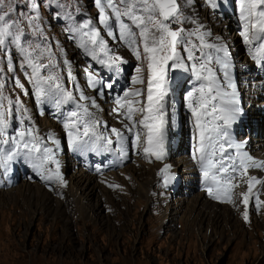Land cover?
<instances>
[{"label":"snow or ice","instance_id":"1","mask_svg":"<svg viewBox=\"0 0 264 264\" xmlns=\"http://www.w3.org/2000/svg\"><path fill=\"white\" fill-rule=\"evenodd\" d=\"M194 4L195 0H94L97 18L78 23L73 13L66 11L71 4L60 0H28L24 5L28 11L16 19L12 18L16 9L11 3L0 0V56L6 58V71L13 74L14 87L28 96L29 90L15 76L14 54L20 57V70L32 86L31 95L39 114H45L46 104L58 113L69 149L80 155L112 152L120 159L127 156L129 142L133 150L143 143V153L157 161L166 157L169 113L175 115V108L169 103L173 73H191L194 83L184 96V103L194 130L192 158L200 165L208 195L230 200L235 186L231 181L236 174L241 169L246 173L249 168H264V162L245 151L247 141L233 137L232 130L242 121L244 109L232 54L219 37L209 42L211 33L194 16L185 15L184 9ZM205 4L217 10L220 0H205ZM43 7L48 8L53 19L63 18L68 38L75 41L85 57L110 73L105 80L91 64L84 70L88 87L101 98L106 90L112 95L111 90L128 64L115 54L102 33L126 46L140 62L131 75L133 85L145 84L141 64L146 63V89H126L123 95L113 97V112L122 117V122L126 121L122 128H109L89 110L99 107L96 98L85 95L72 72V62L66 58L58 60L57 53L63 57L65 50L57 44L54 52L47 42L41 26ZM238 12L239 35L256 64L264 69V0H238ZM186 23L194 27L186 29ZM25 24L31 31V40L26 38ZM7 82L5 68L0 67V170L7 175L13 162L21 158L43 179H55L64 186L58 159L61 141L52 133L39 134L20 97L13 100L5 94ZM69 103L74 105L73 110L63 111ZM136 114L141 118L134 119ZM169 170L165 164L158 173L163 175L165 186L173 179ZM249 180L259 182L256 177ZM248 201L246 193L245 221ZM256 206L259 210V200Z\"/></svg>","mask_w":264,"mask_h":264},{"label":"bare ground","instance_id":"2","mask_svg":"<svg viewBox=\"0 0 264 264\" xmlns=\"http://www.w3.org/2000/svg\"><path fill=\"white\" fill-rule=\"evenodd\" d=\"M203 3L209 15H212L213 18L218 20L219 22L228 24V25H225V27L230 29L229 31L232 32V37L233 38L235 37L236 41H238V38L241 39L239 35L238 6H237L236 14H234L233 16L228 15L224 17L218 12V9L217 10L210 9L205 4V0H203ZM222 3H228V1L220 0V5ZM74 13L76 14L74 19L78 23L88 18H91L94 20L93 15L86 16L80 9H79V12H76V9H75ZM89 14H92V13H89ZM51 20L53 24L56 25L60 29L59 33L63 41L67 44V46L69 45L80 57V64L76 66V60L74 58L71 59V54H69L68 51L65 50L63 59L66 58L72 62V72L76 76L80 84V87L84 91L85 95L96 98V101L99 107L98 108L90 107L89 110L94 113L95 117L98 120L106 124L109 128L111 127L122 128L123 123H126V121L122 122V117L117 115V113L113 112V108H115L116 106L110 107L107 110V107H109L108 103L110 102L111 99H113L114 95L113 94L108 95L107 94L108 90H106L105 96L103 98L98 96L95 90L88 87L84 70L86 67L89 66V64H91L96 70H98L101 73L104 79H106L110 75V73H107L106 69H102L101 66L96 64L95 61H92L90 57H85L82 50L76 46V43L72 42L68 38L69 33L65 31V27L67 26V24L64 26L62 25L58 26V22L56 20H54L53 18ZM204 22H206V20ZM206 23H208V21ZM208 24L210 25L209 28L214 29L216 32L217 29L214 28L213 24L212 23H208ZM102 34L104 35V38L107 40L109 46L112 49H114L115 54L119 55V53L121 52L131 53V51L126 46H124L122 43H119L118 41H113L111 38L107 37L106 33H102ZM46 36L48 37L47 42H51V43L53 42L54 44L53 36L52 35H46ZM214 36L215 35L212 33L211 36L209 37V40H210L209 42L216 41V39H214ZM217 36L219 35H216V38ZM26 38L30 40L33 39L31 34ZM219 38L222 42H224L228 46L229 51L232 54L233 64H234V74L237 78L238 90L241 94L245 90V86H246L245 80L248 78L245 74L241 75V71L244 73L246 70V67L251 69L250 65L245 63L244 50H243L242 44L238 42L239 43L238 47H240V49L242 50V54L240 53L241 57H238L234 54L233 48L230 46L231 44L228 43L226 40L224 41L223 39L224 36L223 35L219 36ZM66 54L69 56L66 57L65 56ZM197 55H199V53H197ZM57 57L59 58V60H62L61 56L57 55ZM122 58L129 61L128 57L123 56ZM0 59L3 64V67L6 68L5 60L3 59V56H0ZM15 59H16V63H18V64H13V66L16 69L15 76H18L21 82L24 84L25 88L29 90V95L28 96L23 95L20 89L14 87V80L13 79L12 81L9 80V77L11 76L13 77L12 73L8 74L5 72V76L8 82L6 83L4 90L8 89L9 91H11L12 89H16L19 95L26 97V99L28 100L30 109L32 111L31 112L32 121H34V124L36 125V127L41 128V132H44V134H41V136H46L48 133H52L53 135L56 136L57 139H58V136H60L59 140L61 141L63 138L62 134H64L65 131L63 129V124L61 122V119L58 118V113H56V111L50 105L46 104L43 106L45 114L44 115L39 114L40 109L37 107L34 97L31 95L32 86L24 78V73L20 70V66H19L20 57L14 54V60ZM120 81H121V84L125 83V79H123V77L120 79ZM253 85L255 86V88H254V92L252 96L249 95L248 90L246 91V95H245L244 106L246 105V102L251 103V106L246 108V111H245L246 118L242 119V121L239 124L234 126L232 133H233V137H235L234 131L242 128L244 123L249 125L248 123H249V120L251 119V121H253L256 126V130L258 131L257 136H259V140H256L253 144H251L252 140H250L248 136L244 135L246 138L243 139L244 136H241L239 137L238 141H247L245 151H247L253 159L260 161V162H264V101L257 102L255 99H253L254 94H257L258 96L261 95L260 91L257 89V86H260L261 84L259 81L255 80L253 81ZM114 94L116 95L117 93L114 92ZM76 96L78 99V94H76ZM244 106L243 108H245ZM73 108H74V105L69 103L63 107V111H71L73 110ZM42 119H46L48 122L51 121L50 126H46L45 124H43L41 122ZM57 119L59 120V123H57ZM134 119L138 120L139 115L135 116ZM46 120H44V123H46ZM51 123L52 125H54L55 123V125L57 126V129L55 125L53 127ZM244 127L245 126H243V128ZM167 132L170 133L168 135L172 137L168 139L167 155L161 161H157L153 157V161L157 164L153 165L152 167H149L147 164L142 163V161L141 162L138 161V159L142 155L141 153L143 150L140 148H138L137 150H133L129 142L128 149H127V155L129 156L131 154L132 156L131 164L137 163L140 166V168L139 169L129 168L126 172H125L126 170L125 165L118 168L117 170H113L110 172H105V173L99 172L105 169L106 167H108L110 163L114 162L118 158V156L115 154L103 156L102 154L104 152L97 153L99 154V156H101L100 160H98L97 162H92V160L89 159V155L92 154L93 152L87 153L86 155H80L79 153H75L71 149H69L68 154L66 156V155H63L64 149L62 145L60 144L58 159L60 161V173L63 176V178L65 176L64 186L68 184V183L66 184V181H67L69 182V185L72 186L71 191L77 190L78 192L77 197L79 198V204L76 205L68 201L64 202L65 204L63 205V207H61V211L58 212L56 217L63 219V216L67 215V218L69 219L68 221H66L67 223L63 222L62 226L55 224L54 228L50 229L49 234H48V237H49L48 244L43 246L41 249L45 250V252H47L48 255H50L52 258L54 256L55 259L53 258V260L55 261H57L56 260L57 256H60V255H63V258L77 260V258L80 256L81 253H85L86 255L87 254L89 255V253L94 251L93 252L94 254L95 253L101 254L100 256L97 255L98 257H95L93 259L94 264H106V263L109 264V260H111L110 258H108L109 255L110 254L112 255L116 247H119V248L121 247L122 239L124 238L133 239L135 238L137 234H140L144 230L145 224L139 222L138 220L139 216L143 212H150V205L154 204V201H160V200H162L161 203L163 202L164 204V206H162L163 211H161V214H163V221H161V225L158 228H154L153 223L161 215L159 208H157L159 215L155 217H151V216L149 217L150 220H148V224H147L149 226V229L145 232V235L149 237H155L157 236V234H160V232L174 234L175 232H171L170 230L172 226L175 225L176 221L180 218L179 222L181 225H183L185 229L186 228L188 229V227H191V226L193 227L196 224V222H199L200 224L205 222L206 225H208V227L211 228L213 235H217V240H219V242H224L225 240L224 233L218 234L215 231L216 228L222 225L220 223L222 219H225L226 221L229 218L233 221L235 220V218L233 217V213L228 209L234 200L235 193L240 194L239 195L240 200L238 198L236 201H239V203L242 204V215L243 216H244V210H245L244 194L246 193L248 194V197H249L247 211L256 210V201L257 200L260 201V198H259L260 193L258 189L261 187V185H264V168H249L246 173L243 169H241L236 174L235 179L231 181V183L235 185L231 190V199L228 200L224 198L222 199L213 198L209 196L206 191L205 185L203 183L201 171L198 172L197 170H195L193 168V161L184 154L188 152V148H187L188 138L189 137L192 138V135L194 133L192 120H191V113L187 110V113L183 114L182 122H180L178 125H170ZM49 146H52V145L49 143ZM229 151H232V150L229 149ZM60 155H63V156H60ZM179 155H184V156H179ZM190 155H192V148H191ZM175 156H177V158H173ZM63 159H65L67 163H65ZM123 159H120V160H123ZM165 164L170 166L169 172L173 177V179L166 186L164 183L163 175H158V173L160 172V169L163 168ZM78 165L85 167L87 170L81 171L80 169H77ZM50 167L54 168L55 166L52 165ZM25 168H29L30 172L25 174L23 172ZM97 169H99V171ZM121 169H123V172H124V175H122V178L118 177L117 174L113 175L114 172L119 171ZM155 169H157V172L155 175L159 179L158 184H159V188L161 189V191L155 190L152 188L155 182V178L153 174ZM178 169L179 171H176ZM89 170L92 171V174L89 173ZM67 172H72V175L70 176V178H68ZM111 173L113 174L110 175ZM35 174L38 175L37 172L32 167H30L26 161H24L21 158H18L15 162H13L12 170L7 175L4 174L3 170H0V191H4L7 188L14 187V183L17 180H20L19 183H24V182L36 183L37 185H40V186H43V184H45L47 185L46 187H48V189H50L51 187H54L53 185H58L54 188V192L57 194L63 191V188L59 187L62 185L60 184L58 180H56L57 182L53 184H48L49 180L43 179L40 175H38V179H33V175ZM144 174L147 175V178H144L143 179L144 181H142L141 177ZM105 175H107L108 177ZM250 177L258 178L259 182L250 181L249 180ZM95 180L96 181L103 180L105 184H107L106 188L108 190L112 189L113 185L115 186L116 184H120V186L123 187V190L121 189L122 190V191L120 190L121 192L110 194V192L107 191L106 189L102 191V189L99 187V185L96 183ZM250 182L252 185L251 193H249V183ZM26 188H29L27 190L28 192L32 190L30 189V185L28 184ZM193 189L195 191L198 190L197 193H200V194H196V196L189 197L190 199L184 196L186 194L188 195L189 192H191ZM38 190L40 192L44 191L42 189L40 190L39 188ZM99 192H102L103 195L99 196ZM160 192H161V197L164 198L163 194H165L166 195L165 197H168L166 198V200H169V202L165 200L163 201V199L161 198L160 200L158 199ZM72 194L73 192L71 193V195ZM155 194H157V197H158L156 199L153 198ZM102 197L104 199L103 203L101 202ZM49 204L54 205V202L51 199V197H50ZM58 205L60 204L58 203ZM118 205H121L123 209L122 210L118 209L117 208ZM27 208H28L27 209L28 212H32L31 207L28 206ZM220 208L222 209V211L218 212V209ZM234 208H235L234 210L236 211H238L239 209L237 205H235ZM17 211H18L17 212L18 214L16 213L17 214L16 219L18 218L20 221L21 220L24 221L29 218V215L27 213L26 214L24 213L25 209L23 207L18 208ZM186 211L189 213L188 220L183 221V216L185 215ZM102 213H106L104 214L106 215L105 218H107L105 222L110 225L111 229L104 230L105 226L104 227L101 226V223L103 224V221H104L102 220V217H101ZM193 215L195 219L194 221L191 222L190 216H193ZM263 216H264V211L261 209L259 213V217L261 218V221H256L257 224L254 223L251 226L255 229L261 228L262 230L264 228V220H262ZM165 220L167 223H165ZM58 221L60 222V220ZM114 222H116V224H114ZM189 222H191L190 225H189ZM225 226H229V222H227ZM58 227L62 228L63 231L60 232ZM196 230L198 232L201 231V229H196ZM185 234L189 239L187 240V242L189 243L191 241V233L187 231ZM176 238L177 237H175V239ZM178 239H179L178 243H181V237ZM209 241L212 242L213 244H216L214 238L212 237H209ZM243 243L248 244V241L247 242L243 241ZM148 257L151 259L153 257V253L148 254ZM31 259L36 261L37 257L34 259L32 257ZM73 263L75 264L76 262L74 261ZM127 263H128V259L125 258L124 264H127ZM134 264H137L136 260L134 261ZM148 264H154V263H152V261L149 260Z\"/></svg>","mask_w":264,"mask_h":264},{"label":"rangeland","instance_id":"3","mask_svg":"<svg viewBox=\"0 0 264 264\" xmlns=\"http://www.w3.org/2000/svg\"><path fill=\"white\" fill-rule=\"evenodd\" d=\"M5 2L6 4L11 3V5L16 9L15 12L12 14L13 19L21 17L23 13H26L28 11V9L24 7V5L27 4L28 0H5ZM46 2L47 0H45V3ZM60 2L65 4H71V7H68L66 9V11L68 12L72 13L75 11L76 9L75 7H78L86 16L93 15L94 20L97 18L98 12L94 6V0H75L74 3H72V0H60ZM180 2L183 3V0H180ZM5 10H7V8H5ZM184 12L185 15L194 16L199 21V23L204 26V30L209 31L211 34L213 33L215 35L214 39H216V35L219 36L223 35L224 41L226 40L228 43H230L231 44L230 46L232 48L236 47L233 49L234 54L238 57H241L242 50L240 49V47H238L239 43L235 40V37L234 38L232 37V32L229 31L230 29L225 27V25L228 24L219 22L218 20L214 19L212 15H209V13L206 10V7L204 6L203 0H195V4L190 8H185ZM41 16L43 21L41 26L45 32V35H52L54 39V44L53 42L52 43L48 42L52 47V50L56 52V46L57 44H59L60 47H62L64 50H67L68 53L71 54V59L74 58L76 60V66L80 64V57L78 56V54L69 45L67 46V44L63 41L59 33L60 29L53 24L51 20L52 16L50 15L48 8L43 7L41 9ZM62 20L65 21L63 18H61V20L58 21V26L62 24ZM205 20L206 22L208 21V23L213 24L214 28L217 29L216 32L214 29L209 28L210 25L204 22ZM183 27H185L186 29H192L194 25H192L191 23H186L183 25ZM25 34L26 37H28L31 34V31L26 24H25ZM141 52H142V48H141ZM57 55L60 56L59 54ZM119 55L121 57L124 56L129 58L128 64L124 66L125 69L124 75L130 77L132 74H134V67L137 66L138 63L140 62H138L136 58L129 52L126 53L121 52L119 53ZM65 56L68 57L69 55L66 54ZM3 59L5 60V65H6V58L3 57ZM141 66L143 68L142 75L145 79V84L141 85V87L146 89L147 66L146 63H142ZM0 67H3L1 59H0ZM5 72L7 73L6 68H5ZM241 75H244L242 71H241ZM193 83L194 81L192 79L191 73H186L179 70L173 73V82L171 84L170 96L171 98L173 97L176 98L173 107L175 108V111L177 113H180L182 107L185 106L184 96L188 91H190V89L193 86ZM4 92L13 100H15L17 96H19L21 101L24 103V105L27 107L28 111H30L31 114L32 111L30 109L26 97L19 95L16 89H12L11 91L6 89L4 90ZM176 103H179V106L175 107ZM108 105L109 107H107V110L110 107H115L111 105V103L110 104L108 103ZM138 115L140 119L141 118L140 114ZM44 120L46 119H42L41 122L46 126H50L51 121L48 122L46 120V123H44ZM54 125L52 126L54 127ZM55 127L57 129L56 125ZM36 128L38 129L40 135L44 134V132H41L40 127H36ZM58 139H60V136H58ZM143 146L144 145L142 143L139 148L143 150ZM177 156L173 158H177ZM179 156H184V155H179ZM148 158L151 159L153 163L150 164L148 161H143L139 159L138 161L140 162L142 161V163L147 164L149 167H152L153 165L157 164L153 161V157L151 158V156H148ZM63 160L65 163H67L65 159ZM131 163H132V158H130V160L125 164L126 167L125 172L129 168H133V169L140 168V166L137 163H133V164ZM123 169L119 170L120 172L116 171L114 172V174L111 173L110 175L117 174L118 177L122 178V175H124ZM176 171H179V169ZM156 172L157 169H155L153 172L155 182L152 188L161 191L158 184L159 179L155 175ZM71 175L72 172H67L68 178H70ZM144 178H147L146 174H144L141 177V180L144 181L143 180ZM96 183L99 185L102 191L106 189L107 191L110 192V194H115L123 190V187H121L120 184H116L115 186L113 185L112 189L108 190L106 188L107 184H105L103 180L96 181ZM27 184L30 185V189H32L30 192L27 191L29 189L26 188ZM66 184H67L66 186H59L63 188V191L57 194L54 192V188L58 185H53L54 187L48 189V187L45 188L44 186L37 185L36 183H27V182L19 183L12 188L10 187L5 189L4 191H0V264H74L73 263L74 261L76 262L75 264H94L93 259L95 257H98L97 255L99 256L101 255L98 253L94 254L93 253L94 251L89 253V255L88 254L86 255L85 253H81L80 256L77 258V260L63 258V255H60L57 256L56 258L57 261H55L53 260V258L55 259L54 256L52 258L50 255H48L47 252H45V250L41 249L43 246L48 244V240H49L48 234L50 229H53L55 224L62 226L63 222L67 223L66 221H68L69 219L67 218V215H64L65 217L63 216V219L56 217L58 212L61 211V207H63V205L65 204L64 202L68 201L76 205L79 204V198L77 197L78 196L77 190L71 191L72 186L69 185V182L67 181ZM38 188L44 191L40 192ZM67 189L69 192L67 191ZM258 190L260 193L259 198H260L261 206L259 207V210L257 209L256 206V210L248 211L247 221H245L244 216L242 215V204H240L239 201H236L239 198L240 194L235 193L233 200L234 203L232 202V204L228 208L233 213V217L235 218V220L233 221L229 218L226 221L225 219H222V221H220L222 225L220 227H217L215 230L218 234L224 233L225 235L224 242H219V240H217V235H213L211 228L208 227V225H206L205 222L202 224L196 222V224L193 227L191 226L188 227V229L187 228L185 229L183 225H181L179 222L180 218L176 221L175 225L172 226L170 230L171 232H175L174 234L161 233L159 231L160 234H157L158 237L157 236L149 237L145 235V232L149 229V226L147 225L148 220H150L149 217L150 216L155 217L159 215L157 208H159L160 214L161 211H163L162 206H164V204L163 202L161 203L162 200H160V198L163 199V201L165 200L169 202V200H166V198L168 197H165L166 196L165 194H163L164 198L161 197V192L159 193L160 194L158 196L159 198L157 197V194H155L153 198L154 199L158 198L160 201H154V204L150 205V212H143L138 218L139 222L145 224L144 230L140 234H137L133 239L132 238L122 239L121 247L120 248L116 247L112 255L108 254L109 255L108 258L111 259L109 260V264H124L125 258L128 259L127 264H134L135 260L137 264H148L149 260H151L152 263L154 264H264V228L261 230V228L255 229L251 226L254 223L257 224L256 221H261V218L259 217V213L261 209L264 211V185H261V187ZM72 192L73 194L71 195ZM196 194H200V193H197L193 189L191 192H189L188 195L186 194L184 196L189 198L192 196H196ZM100 195H103V193L99 192V196ZM50 197L53 200L54 205L49 204ZM103 201L104 199L102 197L101 202L103 203ZM58 203L60 205H58ZM235 205L239 207L238 211L234 210ZM26 206L31 207L32 212H28L27 211L28 208ZM21 207L25 209L24 213L25 214L27 213L29 215V218L24 221L21 220L22 222L18 218L16 219V215L18 214L17 210L18 208ZM117 208L120 210L123 209L121 205H118ZM54 210L56 211V213ZM221 211H222L221 208L218 209V212ZM106 213L101 214L102 220H104L103 224L101 223V226L103 227L105 226L104 230L111 229L110 225L105 222L107 218H105L106 215L104 214ZM188 216L189 213L186 211L185 215L183 216V221L188 220ZM190 217H191V222L194 221L195 219L194 215ZM58 220H60V222ZM262 220H264V216L262 217ZM161 221H163V214H161L160 217L153 223L154 228H158L161 225ZM191 222H189V225L191 224ZM227 222H229V226H225ZM165 223H167L166 220ZM114 224H116V222H114ZM58 228L60 232L63 231L62 228L60 227ZM196 229H201V231L198 232ZM187 231L191 233V241L189 243L187 242V240L189 239L185 234ZM180 232H182L183 234ZM174 235L175 237H177L176 239ZM180 237H181V243H178L179 241L178 238ZM209 237L214 238L216 244L210 242ZM243 241L246 242L248 241V244L243 243ZM150 253L151 254L153 253V257L151 259L148 257V254ZM32 257L33 259L37 257V260L36 261L32 260L31 259Z\"/></svg>","mask_w":264,"mask_h":264}]
</instances>
